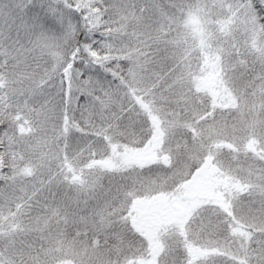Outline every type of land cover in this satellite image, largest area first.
Instances as JSON below:
<instances>
[{"label": "snow or ice", "instance_id": "1", "mask_svg": "<svg viewBox=\"0 0 264 264\" xmlns=\"http://www.w3.org/2000/svg\"><path fill=\"white\" fill-rule=\"evenodd\" d=\"M0 264H264V0H0Z\"/></svg>", "mask_w": 264, "mask_h": 264}]
</instances>
